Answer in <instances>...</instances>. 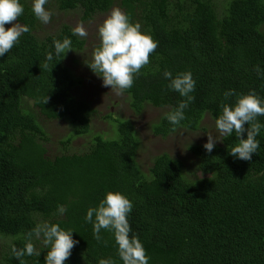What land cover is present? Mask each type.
Returning <instances> with one entry per match:
<instances>
[{
  "label": "trees",
  "instance_id": "16d2710c",
  "mask_svg": "<svg viewBox=\"0 0 264 264\" xmlns=\"http://www.w3.org/2000/svg\"><path fill=\"white\" fill-rule=\"evenodd\" d=\"M49 1L62 10L79 9L85 20L119 2L132 22L158 41L125 91L136 112L148 104L166 109L153 123L155 135L200 129L206 116L215 122L224 103L235 104L252 90L264 99V78L256 71L257 66L264 71V0ZM21 3L24 13L17 22L30 31L0 57L1 264H44L47 248L35 238L39 257L17 259L11 251L13 245L23 248L26 233L44 222L74 231L79 243L65 264H98L108 257L123 264L113 234L102 230L103 240L97 241L85 220L88 208L108 191L132 200L129 222L149 264H264V128L251 161L230 154L239 142L233 133L211 153L205 143L190 146L197 162L186 166V159L159 154L149 173L136 159L140 139L129 120L114 119L117 137L97 133L82 153L53 150L42 122L64 121L73 136L91 133L95 110L73 94L82 81L65 63L67 54L54 55L52 62L46 57L55 54L54 41L70 38L72 48L81 50L85 40L69 25L40 39L32 0ZM165 70L173 76L191 71L196 80L195 100L175 127L164 116L183 97L168 88ZM230 89L235 95L225 100ZM258 119L264 124V116ZM71 137L61 144L66 147ZM59 205L67 209L64 214Z\"/></svg>",
  "mask_w": 264,
  "mask_h": 264
},
{
  "label": "clouds",
  "instance_id": "9594fccd",
  "mask_svg": "<svg viewBox=\"0 0 264 264\" xmlns=\"http://www.w3.org/2000/svg\"><path fill=\"white\" fill-rule=\"evenodd\" d=\"M49 0H32V11L43 24H48L54 13L45 7ZM24 13L21 0H0V57L8 53L14 45L19 43L22 34L29 32L28 25L16 23L18 17ZM11 24L10 27H5ZM73 33L86 37L88 32L83 25H78ZM100 43L94 50L90 63L91 71L102 80L104 87H110L117 95L131 89L136 75L150 61V54L158 47L150 33L144 32L139 22L133 23L129 14L119 7L113 8L98 28ZM55 54L49 53L47 62H52L55 56L63 57L72 50L70 38L63 41H54ZM257 74L264 78V71L256 67ZM169 81L168 88L178 92L183 99L174 110L165 114L164 118L174 127L180 125L185 118V109L195 100L192 93L196 90V80L191 71H184L173 76L169 70L163 73ZM225 100L235 95V90L230 89L223 93ZM49 97H42L41 102L46 104ZM264 116V99L255 92L238 96L235 104L224 103L222 113L215 121L219 133L231 136L235 133L238 143L235 144L230 154L241 160L251 161L254 153L260 147L257 139L264 128L258 117ZM247 125V126H246ZM246 134V138H245ZM219 140L216 136L208 134L204 149L211 153ZM132 200L120 191H108L99 201L98 205L88 208L85 220L93 226V236L97 241H102V230L111 232L117 245V251L123 264H149L151 257L147 254L142 240L138 234L133 233L129 222V215L133 210ZM60 214L67 209L58 206ZM73 230L64 229L58 223H38L26 233V243L23 248L12 246V254L21 259L25 256L41 255V251L33 243V238L40 240L47 248L44 264H65L72 255L73 248L79 243L73 238ZM23 264V261H22ZM98 264H117L108 257L101 258Z\"/></svg>",
  "mask_w": 264,
  "mask_h": 264
},
{
  "label": "rangeland",
  "instance_id": "374dc122",
  "mask_svg": "<svg viewBox=\"0 0 264 264\" xmlns=\"http://www.w3.org/2000/svg\"><path fill=\"white\" fill-rule=\"evenodd\" d=\"M215 1L218 4L224 2L223 0ZM45 7L51 10L54 15L48 24L39 22L35 32L40 39L57 34L65 25H69L73 30L78 25H83L88 32L86 37L78 35L85 40V45L81 50L73 48L69 50L65 63L69 68L73 69L82 81L73 94L89 102L95 110L91 133L73 136L71 127L64 121L46 120L42 122L51 135L50 142L47 144L53 150H57L59 153L61 151L70 154L82 153L89 148L94 135L97 133H101L107 139L116 138L117 123L114 122V119L129 120L134 126L140 139V144L136 150V159L146 173H149L155 157L162 153H168L174 158L186 159L185 166L197 162V157L190 151V146L206 143L208 134L214 135L219 139L216 144L222 143L223 135L219 133L214 120L209 115L204 118L200 129L188 130L179 128L166 137L155 135L152 128L153 123L161 118L166 109L148 104L141 112H136L131 106L130 97L125 92L117 95L110 87H104L101 78L97 77L88 67L87 63L91 62L94 50L100 43L99 26L113 8L119 7L126 12L119 2H116L106 12L95 14L90 20H85L83 13L79 9L62 10L53 1H49ZM16 23L18 22L16 21ZM10 26L11 24L5 25L6 28ZM67 136L72 137L65 147L61 144V141L66 140ZM42 246L44 245L42 244Z\"/></svg>",
  "mask_w": 264,
  "mask_h": 264
}]
</instances>
